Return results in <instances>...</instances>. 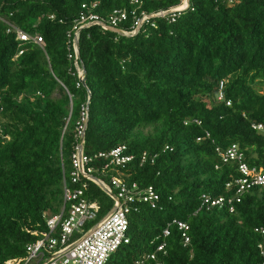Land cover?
<instances>
[{
  "label": "trees",
  "instance_id": "trees-1",
  "mask_svg": "<svg viewBox=\"0 0 264 264\" xmlns=\"http://www.w3.org/2000/svg\"><path fill=\"white\" fill-rule=\"evenodd\" d=\"M144 1L147 12L180 3ZM92 2L104 17L133 8L129 0H0L1 18L44 40L43 48L22 42L0 20V264L23 263L39 239L31 233L47 230L44 214L59 213L87 118L84 155L126 146L135 156L123 166L96 158L94 177L113 192L117 177L162 196V210L141 204L129 215L130 243L108 264H134L163 243L165 264H262L264 185L246 192L232 213L200 206L203 194L236 193L227 184L240 176L238 162H224L217 149L238 144L244 162L264 168V137L252 128L264 124V0H190L175 22L157 18L156 28L133 36L85 28L77 66L68 34L82 5ZM132 26L129 20L119 29ZM220 81L224 102L217 100ZM87 184V198L99 206L89 229L114 201ZM176 219L189 227L188 245Z\"/></svg>",
  "mask_w": 264,
  "mask_h": 264
},
{
  "label": "built area",
  "instance_id": "built-area-1",
  "mask_svg": "<svg viewBox=\"0 0 264 264\" xmlns=\"http://www.w3.org/2000/svg\"><path fill=\"white\" fill-rule=\"evenodd\" d=\"M152 1V0H150ZM133 8L114 9L108 17L101 16L96 12L99 8V2L85 3L79 16L74 20L71 32L68 37L72 41V49L78 66V36L79 33L92 26H99L104 30H119L122 35H136L145 26L156 28L154 19L165 18L168 22H175L181 14L188 9L187 0H180L179 5L169 10H160L147 12L143 9L144 0H129ZM54 20L55 16H48ZM8 25V33L14 32L17 38L22 42H31L41 48L44 47L43 38L38 35H31L8 20L1 18ZM131 20L133 23L131 32L122 31L119 26ZM62 22V21H60ZM23 52L20 51V55ZM73 55H70L72 58ZM80 84H85V71L78 68ZM78 84V86L80 85ZM225 82L220 81L217 100L224 102ZM228 106L230 102H226ZM197 122V121H195ZM82 128V127H81ZM252 128L264 137V124H253ZM83 131V130H82ZM82 134V132H81ZM210 134L206 133V138ZM202 138H198L201 141ZM166 149H169L166 147ZM224 162H238L240 176L227 184L228 188H235V196L231 198H214L211 195L203 194L201 196V209H222L228 207L230 212L235 211V202L240 203L242 196L252 187L264 185V168L250 167L244 162V154L238 144L231 145L226 151L217 149ZM127 147L120 146L109 153H101L94 157L84 155L83 149L79 146L72 155V169L67 178H63V206L59 213L53 214L49 211L44 214L47 230L45 232L34 231L31 234L39 239L27 247V256L22 263L20 260H9L6 264H108L112 256L123 245L130 243L128 235L129 215L133 211H138L141 204H145L152 210H162V196L152 186L141 187L137 183L129 184L123 182L117 177L111 178L112 188L99 179L94 177L95 167L92 165L96 158H104L110 164L123 166L134 160V155L126 154ZM148 155H142V163L147 160ZM93 182L101 189L102 184L107 190L108 195L115 198L114 206L110 212L98 221L92 228L87 229L88 223L94 222L98 217L99 206L96 202H91L86 196L87 182ZM104 191V189H102ZM182 232L184 244L190 242L188 236V225L180 220H174ZM264 235V230H257ZM170 234L169 228L163 231V237ZM78 237V238H76ZM76 238V239H75ZM165 246L163 243L157 247V251L147 254L136 261L134 264H165L159 257V253L165 255ZM259 251L264 264V242L259 244Z\"/></svg>",
  "mask_w": 264,
  "mask_h": 264
},
{
  "label": "water",
  "instance_id": "water-1",
  "mask_svg": "<svg viewBox=\"0 0 264 264\" xmlns=\"http://www.w3.org/2000/svg\"><path fill=\"white\" fill-rule=\"evenodd\" d=\"M187 5L188 7L190 6V0H187ZM112 32L114 33H117L119 35H122V33L119 31V30H111ZM86 78H87V74L85 72V83H86ZM88 122H89V119L87 118L86 121H85V124H84V127H83V131H82V134H81V140H80V145H79V148L80 150L83 149V142H84V138H85V132H86V129H87V126H88ZM102 189H104L105 192L108 193V190L102 185L100 184ZM113 199L115 198L114 196L110 195Z\"/></svg>",
  "mask_w": 264,
  "mask_h": 264
},
{
  "label": "rangeland",
  "instance_id": "rangeland-1",
  "mask_svg": "<svg viewBox=\"0 0 264 264\" xmlns=\"http://www.w3.org/2000/svg\"><path fill=\"white\" fill-rule=\"evenodd\" d=\"M76 238H78V237H76ZM76 238H75V239H76ZM123 256H126V254H124Z\"/></svg>",
  "mask_w": 264,
  "mask_h": 264
}]
</instances>
